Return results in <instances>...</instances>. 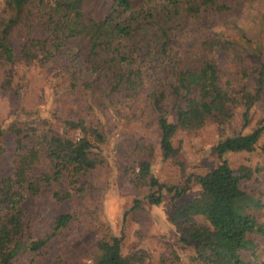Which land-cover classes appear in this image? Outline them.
I'll use <instances>...</instances> for the list:
<instances>
[{
	"label": "rangeland",
	"instance_id": "rangeland-1",
	"mask_svg": "<svg viewBox=\"0 0 264 264\" xmlns=\"http://www.w3.org/2000/svg\"><path fill=\"white\" fill-rule=\"evenodd\" d=\"M201 1L177 0L178 14L166 20L160 11L170 8L168 1L131 0L134 11L145 16L152 13L153 18L147 25L145 18L136 17L143 29L121 44L123 60L104 50L90 58L81 47L74 55L49 58L36 50L34 59L20 55L14 63L0 65V126L4 129L0 180L13 169L15 144L8 130L12 123L33 121L41 132L51 129L62 135L65 120L81 119L102 138L92 139L98 161L93 169L68 170L57 179H43L52 176L54 168L47 149L41 150L30 172L39 188L25 194L21 202L25 235L8 264H94L100 253L98 242L112 236L121 238V254L129 264H202L194 259L193 243L186 242L187 236L173 222V213L175 207L200 195L195 177L217 166L214 149L220 140L264 125V68L258 90L264 63V0H215L214 5ZM109 6L110 0H85V15L103 19ZM9 16L0 0V23ZM161 25L168 34L165 56L156 46L157 37L150 34L156 31L158 35ZM144 32L149 33L147 38ZM8 37L16 50L28 37L42 39L41 21H22L10 28ZM202 62L217 68L218 85L234 100L229 104L232 113L225 122L209 118L199 128L178 129L172 143L182 157L179 164L163 158L157 120L165 114L173 121L175 105L184 102V92L177 98L170 95L178 86L175 64L198 70ZM123 71L133 84L118 81ZM256 92L257 99L244 119V93ZM153 94L159 98L156 105ZM68 135L81 136L79 131ZM225 158L234 170L245 166L252 171L250 178L241 179L240 187L260 201L251 212L264 224V131L254 150L228 152ZM143 161L149 162L150 173L160 183L183 188L184 193L175 196L163 190L160 204L147 203L145 196L156 188L149 185L148 176L139 173L138 164ZM60 214H69L71 219L55 231L54 219ZM194 220L204 224L200 217ZM250 238L260 264L264 262V236ZM45 239L37 252L29 249L31 241ZM242 256L251 258L247 252Z\"/></svg>",
	"mask_w": 264,
	"mask_h": 264
},
{
	"label": "trees",
	"instance_id": "trees-1",
	"mask_svg": "<svg viewBox=\"0 0 264 264\" xmlns=\"http://www.w3.org/2000/svg\"><path fill=\"white\" fill-rule=\"evenodd\" d=\"M166 1L170 8L160 12L167 20L178 14V6L177 0ZM4 2L10 16L6 22L0 23V65L14 63L20 55L34 59L37 57L36 50L43 52L45 58H49L60 53L74 55L81 47L87 50L90 58L104 50L123 60L125 54L121 51V44L133 40L143 29V24H138L136 17L145 18L144 23L153 18L152 13L145 16L134 11L131 0H110L105 17L99 20L86 17L85 0ZM201 4L214 5L215 0H202ZM197 11L198 9L194 8V12ZM32 19L41 21L44 38L28 37L21 49L16 50L9 41L10 28ZM164 23L165 20L161 24ZM162 26H159L158 35L156 31L150 34L154 38L157 37L156 46L159 44V53L165 56L168 34L167 29ZM142 36L147 38L149 33L144 32ZM263 68L264 63L259 70L258 90L262 86ZM174 71L178 86L172 88L170 95L177 98L182 91L184 102L175 105L173 121L165 114H160L157 124L163 158H171L181 164L182 157L172 143L175 132L183 128H199L209 118L219 122L227 121L232 113L229 104L234 103V100L218 85L217 68L209 62H202L198 70L180 68L175 64ZM117 78L120 83L133 84L127 71L120 72ZM257 94L258 92L255 95L244 93L247 102L244 119L251 104L257 99ZM188 95L190 96L187 98ZM153 98L155 105L158 104V96L153 94ZM63 126L62 135L54 133L51 129L41 132L33 121L12 123L8 127L14 138L15 158L11 175L0 180V264H8L13 259L18 249V241L25 235L21 202L25 194L38 191V181L30 176V172L39 160L41 150L47 149L54 168L53 175L43 178L44 180L57 179L68 170L77 173L93 169L98 163L93 153L95 144L92 142L93 138L102 140L98 131L87 126L81 119L65 120ZM74 131H79L81 136L74 139L68 135ZM263 131L264 125H259L247 134H237L220 140L214 149L219 159L217 166L195 177V182L201 188L200 195L175 207L173 222L178 230L187 236L186 242L188 240L193 243L194 259L202 264L259 263L256 261L258 255L255 243L250 235L264 236V224L258 222L251 212L261 203L240 187L241 179L250 178L252 171L245 166L237 170L232 169L225 154L254 150ZM3 133L4 129L0 126V136ZM138 167L140 175L148 176L149 185L156 188V191L145 196L147 203L160 204L163 200V190L174 193L175 196L184 193L183 188L160 183L150 173L149 162H140ZM195 217H200L204 224L198 225ZM70 219L69 214L57 215L54 219V230L64 227ZM46 242L47 239L31 241L28 247L37 252ZM98 249L99 257L94 264H129L121 254L120 237L112 236L108 240L99 241ZM243 252L249 253L251 258L243 257Z\"/></svg>",
	"mask_w": 264,
	"mask_h": 264
}]
</instances>
